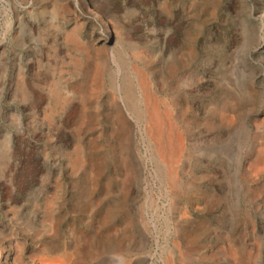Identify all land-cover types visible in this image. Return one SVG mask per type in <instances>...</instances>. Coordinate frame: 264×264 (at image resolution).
<instances>
[{
    "label": "rangeland",
    "instance_id": "1",
    "mask_svg": "<svg viewBox=\"0 0 264 264\" xmlns=\"http://www.w3.org/2000/svg\"><path fill=\"white\" fill-rule=\"evenodd\" d=\"M0 264H264V0H0Z\"/></svg>",
    "mask_w": 264,
    "mask_h": 264
}]
</instances>
